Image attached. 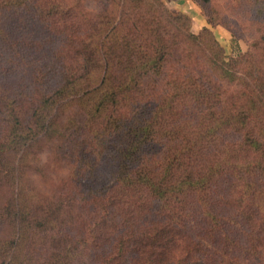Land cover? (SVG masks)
Listing matches in <instances>:
<instances>
[{
	"label": "trees",
	"instance_id": "1",
	"mask_svg": "<svg viewBox=\"0 0 264 264\" xmlns=\"http://www.w3.org/2000/svg\"><path fill=\"white\" fill-rule=\"evenodd\" d=\"M41 1L39 17L61 38L53 54L61 78L46 94L0 93V189H4L0 224L9 230L0 238V264H80L79 248L82 240L87 245L89 239L63 233V226L73 223L74 210L57 194H44L27 179L31 160L38 155L34 149L43 139L60 145L65 134L70 135L68 120L77 111L82 112L84 126L95 127L96 142L112 137L119 157L111 183L97 193L102 211L93 232L110 221L115 224L118 195L137 194L135 208L140 205L141 193L151 194L161 209L170 196H181L185 190L201 196L209 174L192 173L190 169L186 172L185 164H177L182 155L189 156L194 144V139L187 143L180 138L188 126V121L179 120L181 108L191 102L200 107L204 102L203 113L198 110L194 125L207 124L208 136L224 127V116L225 123L229 120L224 110L221 119L211 111L218 95L197 85L190 73L192 53L203 48L218 79L229 83L241 79L237 68L250 56L241 54L226 61L209 29L193 33L190 18L179 11L173 13L161 0H127L139 12L135 18L125 9L75 13L76 3L70 0ZM193 1L204 10L208 3ZM26 2L0 0V8ZM204 14L209 24L214 23L209 13ZM260 82L251 76L253 87L250 95L246 94L245 108L234 115L243 124L264 101ZM136 96L153 97V106L145 119L128 124L119 109ZM137 114L141 116L139 107ZM240 144L252 145L259 152L251 163L264 177L263 143L246 133ZM145 231L141 236L144 241L156 232L150 228ZM126 242L125 234L118 236L114 250L106 252L102 264H116L117 258H123Z\"/></svg>",
	"mask_w": 264,
	"mask_h": 264
},
{
	"label": "rangeland",
	"instance_id": "2",
	"mask_svg": "<svg viewBox=\"0 0 264 264\" xmlns=\"http://www.w3.org/2000/svg\"><path fill=\"white\" fill-rule=\"evenodd\" d=\"M70 1L76 3L75 13L125 9L132 18L139 14L127 0ZM161 1L173 13L178 12L174 1ZM42 2L27 0L23 6L0 8V93L46 94L59 83L61 70L53 63V54L61 38L39 17ZM204 7L201 11L209 13L214 22L208 29L226 61L241 54L250 56L237 68L241 79L229 83L218 79L203 48L192 53L190 73L197 85L218 95L211 111L221 119L224 110L229 120L225 123L224 116V127L208 136L207 124L194 125L198 110L203 113L204 102L200 107L191 102L181 108L179 120L188 121V126L180 138L187 143L194 139V144L189 156L182 155L177 164H185L186 172L209 174L201 196L185 190L181 196H170L161 209L151 194L141 193L140 205L135 208L137 194L118 195L115 224L110 221L93 232L102 211L97 193L111 183L119 166L117 143L112 137L96 142L95 127L84 126L82 112L77 111L68 120L70 135L67 132L60 145L43 139L34 149L38 155L31 160L27 179L42 193L57 194L74 210L73 223L63 226V233L89 239L87 245L82 240L79 248L80 264H102L106 252L114 250L118 236L124 234V256L117 258L116 264H264V177L251 163L259 152L252 145L240 144L249 133L251 139L264 145V101L244 124L242 119H234L236 112L245 108L246 94L253 87L252 75L261 80L264 99V0H208ZM153 99L130 97L119 115L125 116L128 124L137 118L143 120ZM3 194L4 189H0V198ZM146 228L156 232L144 241L141 236ZM8 232L7 225L0 224V238Z\"/></svg>",
	"mask_w": 264,
	"mask_h": 264
},
{
	"label": "crops",
	"instance_id": "3",
	"mask_svg": "<svg viewBox=\"0 0 264 264\" xmlns=\"http://www.w3.org/2000/svg\"><path fill=\"white\" fill-rule=\"evenodd\" d=\"M168 1V0H166ZM174 1L178 5V11L187 15L191 20V29L195 32L201 31L203 28H211L201 8L193 0H169ZM217 31H221L220 28Z\"/></svg>",
	"mask_w": 264,
	"mask_h": 264
}]
</instances>
